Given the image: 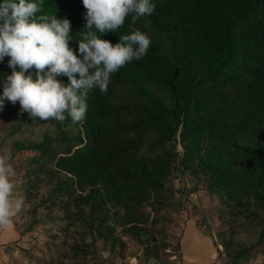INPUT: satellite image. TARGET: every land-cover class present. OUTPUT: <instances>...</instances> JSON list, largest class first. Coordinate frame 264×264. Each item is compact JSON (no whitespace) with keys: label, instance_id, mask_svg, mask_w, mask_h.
I'll use <instances>...</instances> for the list:
<instances>
[{"label":"trees","instance_id":"obj_1","mask_svg":"<svg viewBox=\"0 0 264 264\" xmlns=\"http://www.w3.org/2000/svg\"><path fill=\"white\" fill-rule=\"evenodd\" d=\"M12 112L11 134L53 126L8 162L74 259L128 238L158 260L181 175L224 208L229 264L254 247L238 228L264 236V0H0V124Z\"/></svg>","mask_w":264,"mask_h":264},{"label":"rangeland","instance_id":"obj_2","mask_svg":"<svg viewBox=\"0 0 264 264\" xmlns=\"http://www.w3.org/2000/svg\"><path fill=\"white\" fill-rule=\"evenodd\" d=\"M15 117L16 114L12 112L0 124V264H168L166 261L186 264L183 261H186L188 252H184L183 245L193 242V239L208 246L207 259L197 260L193 257V261L200 264H229L219 240L220 233L230 226L229 218L217 199L207 193L205 184H196L186 175L172 179L171 187L176 199L181 197V206L164 211L167 221L160 240H167L170 246L164 253L161 252L158 260L147 259L143 248L128 238H124L127 247L123 256L118 253L110 257L109 251H102V247L97 245V256L72 258L68 246L63 244L66 236L61 226L65 222L54 214L51 216L55 219L47 218L43 210L35 214L29 211L30 206L20 196L24 189L21 176L9 165L15 141L39 139L46 131L52 132L53 126L44 118L36 125L24 123L21 131L11 134L10 125ZM38 219L41 220L37 222ZM18 230H21V236L16 233ZM235 238L242 246L254 245L248 259L242 264H264V236H259V230L240 227Z\"/></svg>","mask_w":264,"mask_h":264},{"label":"crops","instance_id":"obj_3","mask_svg":"<svg viewBox=\"0 0 264 264\" xmlns=\"http://www.w3.org/2000/svg\"><path fill=\"white\" fill-rule=\"evenodd\" d=\"M13 234H15L14 236L17 237L16 233L14 232ZM193 242L191 243H186V245L184 246V252H188V254L186 253V261H183L184 263L186 262V264H200L196 261H193V257L197 260H206L207 259V254H206V248L208 246H206L205 243H201L199 240H192Z\"/></svg>","mask_w":264,"mask_h":264},{"label":"water","instance_id":"obj_4","mask_svg":"<svg viewBox=\"0 0 264 264\" xmlns=\"http://www.w3.org/2000/svg\"><path fill=\"white\" fill-rule=\"evenodd\" d=\"M181 150V148L179 149V151Z\"/></svg>","mask_w":264,"mask_h":264}]
</instances>
